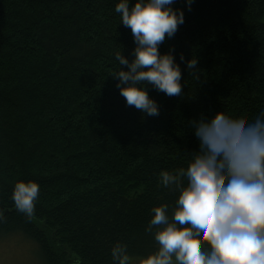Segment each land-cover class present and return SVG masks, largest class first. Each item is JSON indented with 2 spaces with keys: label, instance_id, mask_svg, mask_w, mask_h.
<instances>
[{
  "label": "trees",
  "instance_id": "16d2710c",
  "mask_svg": "<svg viewBox=\"0 0 264 264\" xmlns=\"http://www.w3.org/2000/svg\"><path fill=\"white\" fill-rule=\"evenodd\" d=\"M117 2L0 0V237L23 234L44 264H116L117 241L129 264L155 251L151 209L171 215L179 195L159 173L187 168L193 121L264 109V0H175L185 21L160 51L196 55L199 76L181 62V95L148 85L160 113L144 118L111 74L136 46ZM20 179L40 184L31 217L11 198Z\"/></svg>",
  "mask_w": 264,
  "mask_h": 264
},
{
  "label": "clouds",
  "instance_id": "9594fccd",
  "mask_svg": "<svg viewBox=\"0 0 264 264\" xmlns=\"http://www.w3.org/2000/svg\"><path fill=\"white\" fill-rule=\"evenodd\" d=\"M193 0H185L191 10ZM175 0H118L115 11L135 41L133 58L116 52L119 70L112 76L128 106L158 116L160 106L148 85L167 96L182 94L181 62L198 79V57L179 61L175 49L160 51L185 21V8ZM126 65L127 67H121ZM199 149L190 153L186 169H162L160 183L179 190L169 215L167 202L151 209L145 231L158 248L139 264H264V109L251 122L232 118L223 109L193 121ZM186 179V183L184 182ZM40 184L17 180L12 191L16 209L34 214ZM4 209L0 208V218ZM111 254L116 264H129L127 244L117 241Z\"/></svg>",
  "mask_w": 264,
  "mask_h": 264
},
{
  "label": "rangeland",
  "instance_id": "374dc122",
  "mask_svg": "<svg viewBox=\"0 0 264 264\" xmlns=\"http://www.w3.org/2000/svg\"><path fill=\"white\" fill-rule=\"evenodd\" d=\"M0 264H44L37 244L23 234L0 237ZM139 264V261H133Z\"/></svg>",
  "mask_w": 264,
  "mask_h": 264
}]
</instances>
